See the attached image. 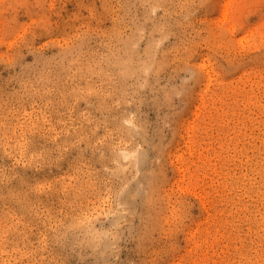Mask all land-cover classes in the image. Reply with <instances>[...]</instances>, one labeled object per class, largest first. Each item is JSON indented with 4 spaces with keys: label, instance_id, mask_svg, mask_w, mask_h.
I'll list each match as a JSON object with an SVG mask.
<instances>
[{
    "label": "rangeland",
    "instance_id": "obj_1",
    "mask_svg": "<svg viewBox=\"0 0 264 264\" xmlns=\"http://www.w3.org/2000/svg\"><path fill=\"white\" fill-rule=\"evenodd\" d=\"M0 264H264V0H0Z\"/></svg>",
    "mask_w": 264,
    "mask_h": 264
}]
</instances>
